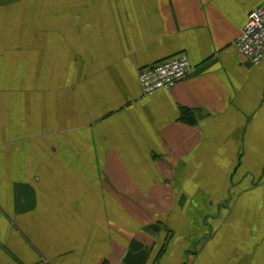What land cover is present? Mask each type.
I'll return each mask as SVG.
<instances>
[{
	"label": "crops",
	"instance_id": "1",
	"mask_svg": "<svg viewBox=\"0 0 264 264\" xmlns=\"http://www.w3.org/2000/svg\"><path fill=\"white\" fill-rule=\"evenodd\" d=\"M263 3L0 0V264H264Z\"/></svg>",
	"mask_w": 264,
	"mask_h": 264
},
{
	"label": "built area",
	"instance_id": "2",
	"mask_svg": "<svg viewBox=\"0 0 264 264\" xmlns=\"http://www.w3.org/2000/svg\"><path fill=\"white\" fill-rule=\"evenodd\" d=\"M237 54L250 64H257L264 52V3L251 9L240 33L232 41ZM189 59L183 53L170 56L138 71L143 94L166 90L191 73Z\"/></svg>",
	"mask_w": 264,
	"mask_h": 264
}]
</instances>
